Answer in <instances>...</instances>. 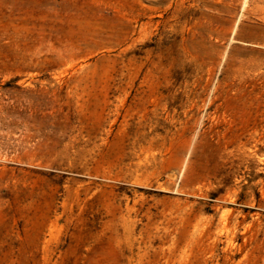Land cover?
<instances>
[{
	"label": "rangeland",
	"instance_id": "rangeland-1",
	"mask_svg": "<svg viewBox=\"0 0 264 264\" xmlns=\"http://www.w3.org/2000/svg\"><path fill=\"white\" fill-rule=\"evenodd\" d=\"M0 264H264V0H0Z\"/></svg>",
	"mask_w": 264,
	"mask_h": 264
}]
</instances>
